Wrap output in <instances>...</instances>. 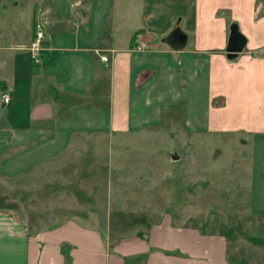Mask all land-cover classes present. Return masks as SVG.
Here are the masks:
<instances>
[{"label": "crops", "instance_id": "obj_1", "mask_svg": "<svg viewBox=\"0 0 264 264\" xmlns=\"http://www.w3.org/2000/svg\"><path fill=\"white\" fill-rule=\"evenodd\" d=\"M42 1L27 0L29 14L18 31L12 10L22 1L0 0V97L10 99L0 98V177H24L72 153L85 155L78 147L95 143L112 156L116 147L148 142L158 128L179 123L185 135L251 142L250 209L264 215V0H194L196 31L185 23L184 41L176 44L172 33L164 38L172 24L155 42L143 0H48L38 13ZM122 17L133 20L131 29ZM38 18L45 38L36 62L27 47ZM232 24L246 47L230 60ZM166 217L149 236L137 232L116 242L117 251L137 247L124 258L81 219L29 231L0 213V264H238L225 236L173 227ZM155 230H166L165 242Z\"/></svg>", "mask_w": 264, "mask_h": 264}, {"label": "rangeland", "instance_id": "obj_2", "mask_svg": "<svg viewBox=\"0 0 264 264\" xmlns=\"http://www.w3.org/2000/svg\"><path fill=\"white\" fill-rule=\"evenodd\" d=\"M17 1L22 3L18 7L14 3L12 16L19 31L24 29L29 5L27 0ZM47 2H40L38 13ZM143 4L148 8L146 17L154 22L147 28L156 43L170 24L172 29L163 36L165 39L175 26L181 31L187 23L186 27L194 30V0H143ZM111 15L113 21L118 20L117 8ZM39 21L44 23V19ZM122 21H128L125 30L131 29L133 20L122 17ZM210 28L214 30L215 25ZM177 34L172 38L174 44L184 41L181 33ZM181 131L179 123L173 128L163 126L154 131V139L116 147L112 156L97 143L78 147L86 154L72 153L69 160L34 169L24 177H0V213L11 215L29 231L66 219H81L102 231L114 254L124 258L134 255L137 247L117 251L113 248H118L116 242L130 240L137 232L149 236L150 227L169 216L173 227L225 236L228 256L238 264H264V215L251 213L248 193L251 142L241 138L234 141L232 136L185 135ZM173 155L178 160H172ZM165 231L155 230L154 236L165 242Z\"/></svg>", "mask_w": 264, "mask_h": 264}, {"label": "water", "instance_id": "obj_3", "mask_svg": "<svg viewBox=\"0 0 264 264\" xmlns=\"http://www.w3.org/2000/svg\"><path fill=\"white\" fill-rule=\"evenodd\" d=\"M246 47V39L239 32L238 25L232 24L229 28V36L226 46V56L228 59H235L239 54H241ZM172 160H178L177 155L172 156Z\"/></svg>", "mask_w": 264, "mask_h": 264}, {"label": "built area", "instance_id": "obj_4", "mask_svg": "<svg viewBox=\"0 0 264 264\" xmlns=\"http://www.w3.org/2000/svg\"><path fill=\"white\" fill-rule=\"evenodd\" d=\"M45 38L44 33V23L42 21L36 22L34 26V35L33 39L27 48V50L31 53L32 59H34L36 62H38V55L42 51V44ZM146 46L139 47L138 50H144ZM102 60L104 62L107 61L105 57H102ZM1 101L3 104H8L10 102V99L8 95L3 94L1 97Z\"/></svg>", "mask_w": 264, "mask_h": 264}, {"label": "trees", "instance_id": "obj_5", "mask_svg": "<svg viewBox=\"0 0 264 264\" xmlns=\"http://www.w3.org/2000/svg\"><path fill=\"white\" fill-rule=\"evenodd\" d=\"M177 32L179 33V27L178 26H175V28L173 29L172 31V34L174 35H178ZM167 40L169 41V38H167Z\"/></svg>", "mask_w": 264, "mask_h": 264}, {"label": "flooded vegetation", "instance_id": "obj_6", "mask_svg": "<svg viewBox=\"0 0 264 264\" xmlns=\"http://www.w3.org/2000/svg\"><path fill=\"white\" fill-rule=\"evenodd\" d=\"M174 36H177V35H174Z\"/></svg>", "mask_w": 264, "mask_h": 264}]
</instances>
